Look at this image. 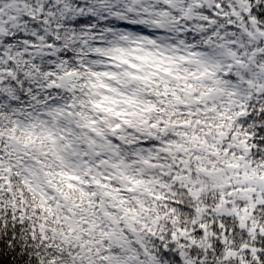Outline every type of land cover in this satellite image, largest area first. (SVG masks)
<instances>
[{"label": "snow or ice", "instance_id": "1", "mask_svg": "<svg viewBox=\"0 0 264 264\" xmlns=\"http://www.w3.org/2000/svg\"><path fill=\"white\" fill-rule=\"evenodd\" d=\"M0 264H264V0H0Z\"/></svg>", "mask_w": 264, "mask_h": 264}]
</instances>
